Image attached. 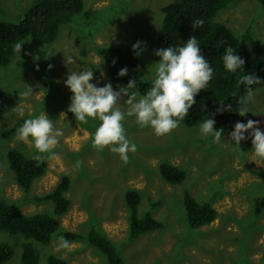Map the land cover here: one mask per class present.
I'll return each mask as SVG.
<instances>
[{
    "label": "rangeland",
    "instance_id": "rangeland-1",
    "mask_svg": "<svg viewBox=\"0 0 264 264\" xmlns=\"http://www.w3.org/2000/svg\"><path fill=\"white\" fill-rule=\"evenodd\" d=\"M39 0H0V20L17 23ZM174 0H83V11L64 25L53 43L39 46L30 37L23 39L20 57L14 53L7 66L0 67V91L18 93L28 86L33 93L20 98L9 111L0 113V132L20 120L45 112L63 135L52 150L54 157L40 154L46 163L44 176L36 179L28 193L20 189L8 168L7 153L17 150L33 158L32 144L16 138H0V199L16 206L24 215L54 216L51 202L37 203L36 197L54 190L63 177L70 178L66 192L68 212L60 217V229L49 245L32 241L39 259L47 264L57 257L67 264H109L106 257L87 243V235L96 230L112 241L125 264H264V162L252 152L251 139L233 145L229 133L214 142L199 132V125L188 128L179 124L163 136H156L150 127H139L134 117L124 121L127 138L137 145L128 153V161L107 147L97 151L91 139L98 120L87 124L76 121L68 111L72 93L64 80L70 71H93L92 83L100 86L106 79V66L98 53L104 47H129L137 41L143 51L137 58L132 80L139 94L142 82H151L163 21L161 9ZM230 29L256 60V49L264 56V5L258 0H236L222 9L215 18ZM249 31L251 38H246ZM25 53H28L27 55ZM47 56H46V54ZM64 54L75 63L66 65ZM38 55L39 60H35ZM38 65V70H37ZM51 65V68L48 66ZM127 83H117L119 90ZM126 96L119 107L126 111ZM249 113L242 122L259 121L264 130V87L257 88L246 102ZM21 111L23 115H21ZM247 135V133L245 134ZM255 160V161H253ZM79 161V166H77ZM162 163L182 169V184L171 185L159 174ZM137 190L141 196L138 216L150 213L163 228L131 240L129 211L125 194ZM188 192L198 203H210L217 211L215 221L192 229L183 205ZM65 232L83 238L59 247ZM22 235L0 233V243L12 247L14 254L6 264H21Z\"/></svg>",
    "mask_w": 264,
    "mask_h": 264
},
{
    "label": "trees",
    "instance_id": "trees-1",
    "mask_svg": "<svg viewBox=\"0 0 264 264\" xmlns=\"http://www.w3.org/2000/svg\"><path fill=\"white\" fill-rule=\"evenodd\" d=\"M236 0H174L164 6L163 21L159 31L156 49L182 45L190 36H195L201 46V51L210 62L213 70V79L207 89H202L196 96V103L189 109V114L180 123L188 128L195 127L207 117L212 118L220 103L230 104L234 111L217 113L214 116L215 128L221 130V139L237 121H243L235 111L239 110L238 99L244 95V86L237 88L241 75L252 73L261 79L260 84L252 86L253 92L264 87V56L260 49H256V60L252 61V54L239 41L236 35L224 25L215 22L217 14ZM264 5V0H258ZM84 8L83 0H39L25 14L23 20L17 23H7L0 20V67L7 66L14 55L13 45L30 37L32 42L39 46L49 45L56 39L62 26L73 21ZM202 19L204 22L197 29L192 28V21ZM246 38L250 39L249 31ZM231 46L245 60L244 70L235 73L227 72L221 60L224 49ZM155 49V50H156ZM98 53L106 66L107 77L100 85L111 82L114 87L117 83H128L133 78L137 66V58L129 47H104ZM153 59L159 58L154 55ZM127 67V75L120 77L118 71ZM151 87V82H142L139 85V94L142 95ZM20 100L17 91H0V113L12 110ZM24 120L18 121L12 127L0 132L1 139H9L16 132ZM8 168L13 173L17 186L25 193L31 189L33 182L44 176L47 165L44 162L29 158L17 150L7 153ZM161 178L171 184L179 185L185 180V172L170 164L162 163L159 166ZM71 186L70 178L63 177L54 190L44 196L35 198L37 203L51 202L53 214L24 215L16 206L0 199V233L22 235L25 242L22 245L21 264H37L39 255L32 241L42 245H49L53 235L60 229V217L64 216L70 206L66 192ZM141 202L137 190H129L125 194V204L129 211L131 240L163 228V224L147 213L144 217L138 216V205ZM264 204V200L261 205ZM183 205L186 218L192 229H198L213 223L217 211L210 203H198L187 191L184 193ZM63 237L72 242L83 237L76 233L65 232ZM87 243L102 253L109 264H125L119 251L110 239L102 233L91 230L87 235ZM12 247L0 243V264H6L13 257ZM47 264H67L57 257H49Z\"/></svg>",
    "mask_w": 264,
    "mask_h": 264
},
{
    "label": "clouds",
    "instance_id": "clouds-1",
    "mask_svg": "<svg viewBox=\"0 0 264 264\" xmlns=\"http://www.w3.org/2000/svg\"><path fill=\"white\" fill-rule=\"evenodd\" d=\"M203 22L202 19L192 21V28L197 29ZM23 43L16 42L13 45V51L19 57ZM143 43L137 41L132 45V51L136 56L143 51ZM154 55L159 59L151 65L154 68L151 87L139 96L134 90L136 81L132 79H129L127 85L120 87L119 90H115L111 82L103 86L92 83L93 71H70L64 80L65 86L72 93L68 111L74 114L76 121L82 124H87L89 119L100 122L92 134V147L97 151L107 147L110 152L118 154L125 163L128 161V153L137 149V145L126 136L124 121L128 117H134L136 124L141 128L150 127L156 136L168 134L189 114V109L196 103L195 96L202 89H207L214 76V70L202 53L200 43L195 36H190L182 45L175 47L169 45L156 49ZM33 58L39 60L40 57L34 55ZM221 60L224 69L229 73H235L237 70L245 71V60L231 46L224 49ZM64 62L66 65H72L75 60L72 55L64 54ZM48 67L51 68V65ZM127 73L128 68L124 67L118 71V76L123 77ZM245 73L240 76L236 85L239 88L242 84L245 92L238 99L239 110L235 111L241 117L249 113L245 105L253 94L252 86L262 82L256 75L246 71ZM32 93L33 88L28 86L19 92V96L24 100ZM122 95L127 97L123 102L128 105L126 111H121L119 107ZM232 111L234 110L230 104L220 103L212 118L207 117L199 124L200 134L205 137L210 135L214 142H219L222 133L214 126V116L217 113ZM21 115H23L22 111ZM259 124V121L251 119L246 123L237 121L229 135L237 148H240L241 141L251 139L252 154L264 162V130ZM62 135V130L54 126L53 120L44 111L24 119L16 132L19 141L32 144L36 151L33 158L38 162L41 160L40 154L47 153L50 158L55 156L52 150L57 146L58 138ZM69 246V242L63 236L59 237V247Z\"/></svg>",
    "mask_w": 264,
    "mask_h": 264
}]
</instances>
